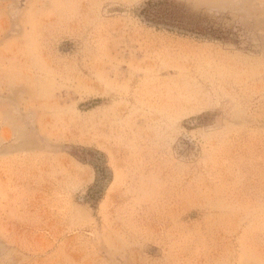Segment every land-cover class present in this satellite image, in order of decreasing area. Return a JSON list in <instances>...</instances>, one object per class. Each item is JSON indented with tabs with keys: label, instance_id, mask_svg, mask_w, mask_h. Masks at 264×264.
<instances>
[{
	"label": "rangeland",
	"instance_id": "obj_1",
	"mask_svg": "<svg viewBox=\"0 0 264 264\" xmlns=\"http://www.w3.org/2000/svg\"><path fill=\"white\" fill-rule=\"evenodd\" d=\"M149 1L0 0V264H264V0Z\"/></svg>",
	"mask_w": 264,
	"mask_h": 264
},
{
	"label": "trees",
	"instance_id": "obj_2",
	"mask_svg": "<svg viewBox=\"0 0 264 264\" xmlns=\"http://www.w3.org/2000/svg\"><path fill=\"white\" fill-rule=\"evenodd\" d=\"M174 2V1H172ZM170 1L168 0H157V1H149L148 2V7L149 6H156V5H162V4H168ZM175 3V2H174ZM145 18H147L150 21H154L156 23H160L162 19L165 21V19L170 15L168 11H160L158 8L155 9H150V8H145Z\"/></svg>",
	"mask_w": 264,
	"mask_h": 264
},
{
	"label": "bare ground",
	"instance_id": "obj_3",
	"mask_svg": "<svg viewBox=\"0 0 264 264\" xmlns=\"http://www.w3.org/2000/svg\"><path fill=\"white\" fill-rule=\"evenodd\" d=\"M166 106V105H165Z\"/></svg>",
	"mask_w": 264,
	"mask_h": 264
}]
</instances>
